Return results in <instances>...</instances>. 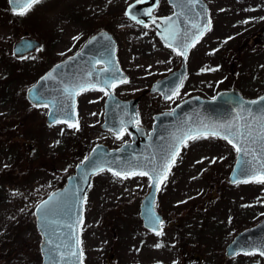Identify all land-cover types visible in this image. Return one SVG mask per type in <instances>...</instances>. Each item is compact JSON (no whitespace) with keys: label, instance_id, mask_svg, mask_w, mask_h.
Returning <instances> with one entry per match:
<instances>
[{"label":"rangeland","instance_id":"1","mask_svg":"<svg viewBox=\"0 0 264 264\" xmlns=\"http://www.w3.org/2000/svg\"><path fill=\"white\" fill-rule=\"evenodd\" d=\"M132 1L45 0L16 24L6 11L0 13V41L4 46V51L0 47V264H42L36 205L65 183L66 176L93 146L122 143L101 128L102 92L80 96L82 123L76 130L63 123L48 126L46 109L34 108L28 102L27 88L102 28L116 37L120 54L130 65L136 58L141 62L152 58L146 53L148 49H153L161 61H170L169 66L179 61L147 28L138 27L125 16ZM206 1L216 17L214 33L229 31L231 42L248 40L264 27V19H260L264 17V0ZM248 8L255 10L246 11ZM160 10H171L166 0ZM249 18L254 19L243 23ZM24 36L42 40L43 48L19 60L10 53L14 41ZM76 36L78 40L73 39ZM214 49V54H208ZM223 50L202 46L193 52L189 76L177 102L191 92L212 95L217 85L233 84L247 98L264 94V48L243 52L241 62L235 65L239 75L236 81L228 70L233 58L227 57L228 49ZM205 67L218 70L201 71ZM226 77L230 83L223 80ZM146 83L142 78L130 80L120 94L128 96L134 92L130 90L132 84ZM151 111L148 106L145 112L151 115ZM236 154L227 141L214 137L190 141L182 149L160 187L157 210L166 220L160 236L146 230L139 216L141 201L149 191L147 177L122 179L111 172L97 174L85 203L84 264H264V256L258 253L233 258L225 254L238 232L264 219V185H231L227 181ZM158 242L162 247L156 249Z\"/></svg>","mask_w":264,"mask_h":264},{"label":"water","instance_id":"2","mask_svg":"<svg viewBox=\"0 0 264 264\" xmlns=\"http://www.w3.org/2000/svg\"><path fill=\"white\" fill-rule=\"evenodd\" d=\"M181 1L185 0H169V3L173 5L175 9L174 14H180L179 19L173 14V19L176 20V22L183 19V31L185 27L191 31H195L191 29L193 23L201 26L207 24L209 15L207 6L203 0H189L191 3L189 7L178 6ZM130 5H135V7L131 9L132 15L146 24L152 19V11L158 4L157 0H144V2L139 3L136 0L130 3L126 9H128ZM11 7L13 9L12 5ZM184 9H192V11L188 13L184 11ZM149 10H151V17L146 14ZM128 17L132 19L130 16ZM159 31L160 29L157 28L158 35ZM106 37H110L111 39L108 40ZM256 37L264 43V29L257 33ZM29 41L34 47L30 50H24L21 46ZM39 46L40 42L34 39L24 38L16 44L15 53L18 56L25 55ZM116 49L117 44L112 35L102 30L98 34L92 36L79 52L56 64L29 89L40 88L42 86L47 98L49 100H55L61 97V89L65 86V82L78 81L83 83L87 81L91 84H95L97 82L95 63L97 51L98 60L107 67H111L108 64V61L111 60L112 64L118 67L119 73H122V76L119 78H127L126 74L123 73L119 67ZM57 65H61L59 70L60 75L56 76V74H54L56 77L55 79L44 80L43 78ZM90 71L92 72V76H88ZM184 74L185 65L174 75L158 81L152 88V91H156L157 89L162 90L167 87L169 88L168 94H170L171 91L175 90L179 81L181 79L183 80ZM105 75L106 74L101 73L98 69V80L104 79ZM101 86L104 85H97L98 88ZM89 88L92 87L86 89ZM29 89L27 90V98L33 104L29 95ZM80 92L81 91H79V93ZM77 96L78 94L75 95L71 101H64L65 104L70 105L69 114L72 116L73 122L78 121L76 116ZM262 97H264V95L255 100H248L242 97L237 90L224 91L214 99H205L199 96L191 97L178 104L173 111L158 115L154 130L149 136H146L141 128L128 123L130 119L137 118L136 106L138 99L120 101L113 94H110L107 100V111L102 128L117 131L121 127V121L123 120L125 122L124 126L132 133L133 142L125 144L118 149H110L104 144H98L93 147V149H98L97 153H93L92 149L86 157L96 158L97 165H102L105 170L111 167L113 170L120 171L122 169H132L136 165L147 164L148 160L146 158L152 156H155L157 162H159L160 157L165 154L175 137L180 136L189 129L200 128L202 125H236L243 129L247 123L257 130H260L261 126H264V100L261 99ZM169 113L172 114L169 115ZM46 123L50 126L51 121L49 115H47ZM257 155L258 159L264 160V157L259 156V152ZM239 158L240 156L237 154L234 166L228 176V181L231 184H236L233 183V180L237 179V161ZM249 159H251V157H249ZM84 160L85 158L82 161ZM82 161L76 166L75 172L67 178L65 185L53 191L49 196L54 193H64L66 191L70 192L75 190L76 195L78 197H83V200L79 201L73 199L66 209L61 210L56 220L58 226L55 227L54 232L48 235L42 231L40 220L35 215L37 228L41 235L39 247L42 255V264H50L52 260V257L49 255L50 247H55L57 249L53 253L55 264H83V253L80 246V230L84 218V203L93 177L99 172H95L94 167L90 164L85 167ZM104 161H107V163H104ZM94 172L95 174H93ZM85 175L88 176L87 182L82 179ZM157 193L158 191L150 188L141 202L140 217L144 227V213L148 207L149 200L153 201L151 211L156 216L160 217L164 224V218L156 210L155 206ZM49 196L38 205L47 200ZM68 225H72V228H69ZM77 240L79 243H77ZM70 249L77 252L75 257L70 255ZM260 250H264V219L258 224L239 232L226 247V256L233 257L239 253L259 252Z\"/></svg>","mask_w":264,"mask_h":264},{"label":"snow or ice","instance_id":"3","mask_svg":"<svg viewBox=\"0 0 264 264\" xmlns=\"http://www.w3.org/2000/svg\"><path fill=\"white\" fill-rule=\"evenodd\" d=\"M40 2L41 0H10V4L13 6V11L20 16H24L26 13L33 10L35 5L39 4ZM137 2H144V0H137ZM158 2L159 0H157V4ZM108 3H111V0H108ZM134 7L135 5H130L129 8L125 10V15L130 16L132 19L136 20L137 23L143 24L144 27H148V25L144 24L143 21L138 20L136 16L132 15L131 9ZM245 10L254 11L255 9L248 8ZM146 14L151 17V10H149ZM174 15L177 17V19H179L180 14ZM251 19L254 18H249L248 20L243 21V23H249ZM260 19H264V17H261ZM160 21L161 22L157 24L156 18H153V23L156 24L158 29H160L159 35L161 39L164 41L167 47L171 48L172 52H174L177 56L182 57L185 61H187L190 49L195 47V44L199 42V39L202 38L206 31L211 30L210 19L208 20L207 24L203 26L193 23L191 25V29H194L195 31H191L185 27L182 33L179 25L172 16L160 18ZM73 39L78 40L79 36L73 37ZM106 39L110 40L111 38L106 37ZM21 47L24 50H30L34 47V45L29 41L25 42ZM215 51L216 49L213 50V53L208 54H214ZM18 58L23 59L24 56L21 55ZM95 63L100 64L101 61L97 60ZM108 64L111 67L100 69L101 73L106 74L104 79L97 80L95 84H91L87 81L83 83L78 81L65 82V86L61 89V97L55 100H49L47 98L45 90H43L42 86L40 88L29 89V95L33 102V106L43 107L49 110L48 115L51 121L50 126L56 123H65L67 124L68 128H75L76 130H79L78 121L73 122L72 116L69 114L70 105L65 104V100L71 101L73 100L74 96L79 93V91L85 90L88 87L96 88L97 85H104L99 87L98 90L104 92L105 95H109L110 90L117 87L118 84L128 83L126 77L119 78L122 76V73H119L118 67L113 65L111 60L108 61ZM60 68L61 65H57L43 79H55L56 77L54 74H56V76L60 75ZM215 70L218 69L207 67L201 69V71ZM88 76H92L91 71L88 73ZM181 87H183L182 79L179 81V84L176 86L175 90L171 91L170 94L165 95V99H172L179 93V89ZM261 99L264 100V97ZM171 114L172 113H169V115ZM128 123L132 124L133 126H138L140 123L138 116L136 119H130ZM124 125L125 122L122 120L121 127L117 131L113 132V135L118 140L122 139L125 133L131 135V133L127 131V127ZM109 130L111 131V129ZM208 137H217L226 140L227 143L232 146L235 152L239 154L240 158L237 161L238 175L237 179L233 180V183H255L264 185V160L258 159L257 155L259 152V156L264 157V126H261L260 130H257L247 123L243 129L236 125H202L200 128L189 129L187 132H184L180 136L174 138V141L169 145L165 154L160 157L159 162H157L155 156H152L146 158L148 160L147 164L136 165L132 169H122L120 171H116L109 167L107 170L110 171L113 176L122 179H128L133 176L147 177L149 181V187L159 191L161 184L167 180L172 167L175 166L177 158L180 156L182 149L188 147V142ZM56 143L58 144L59 141H56ZM97 151L98 149H93V153H97ZM249 157H251V159H249ZM200 162L202 161H197V163ZM212 162H215V159H213ZM104 163H107V161H104ZM82 164H84L85 167H87L89 164L92 165L95 169V172H102L105 170L102 165H97L96 158L94 157H85V160L82 161ZM5 167H7V165H5ZM95 172L93 174H95ZM82 179L87 182L88 176L85 175L82 177ZM193 179H195V177H193ZM73 199L82 201L83 197H78L75 190L70 192L66 191L64 193H54L49 196L47 200L43 201L36 207L35 215L39 218L41 229L46 235L55 231V227L58 226L56 224V220L59 212L63 209H66ZM152 203L153 201L149 200L148 207L144 213L145 227L149 228L155 235L160 236L162 235L163 221L151 211ZM68 227L72 228V225H68ZM77 243H79L78 240ZM154 247L159 249L162 247V244L158 242ZM56 250L57 249L55 247L49 248V255L52 257L50 264H55V257L53 256V253ZM137 251H139V249H137ZM69 252L73 257L77 255L75 250L70 249ZM244 254L256 255L257 253L246 252ZM258 254L260 256H264V250H260ZM173 264H176V262H173Z\"/></svg>","mask_w":264,"mask_h":264},{"label":"flooded vegetation","instance_id":"4","mask_svg":"<svg viewBox=\"0 0 264 264\" xmlns=\"http://www.w3.org/2000/svg\"><path fill=\"white\" fill-rule=\"evenodd\" d=\"M44 1L45 0H41V2L39 4H41ZM203 1L205 2V4L208 7L209 17H210V20H211V30L210 31H206L204 33V35L202 36V38L199 39V42L195 44V47L190 49L187 61H184V59L182 57L177 56L179 58L178 59L179 61H177L173 65L169 66V65H167V62H166L165 59H163L164 61L160 60V57L157 56L156 52L153 49H151V50L148 49V51L146 53L148 55L153 56L152 58H146L145 57L143 62H141V58H136L135 62H133L130 65L123 59L122 55L120 54V46L118 45V41H117L116 37L113 35L115 40H116V42H117V52L116 53H117L118 63L120 65V69L127 74L128 82L130 80H134V79H137V78H142V79L147 80L148 83L141 84L139 86H135V85L132 84V86L130 87V90H134V92H132L128 96H122L120 94V91L122 92V90L124 88V85L127 84V83H121V84H118L117 87L111 89L110 90V94H113V95L117 96L118 98H120V99H122L124 101L138 99V103H137L136 109H137V116L139 118L140 123L136 127L141 128L145 132L146 136H149L150 133L154 130L156 118H157L158 115H160L162 113H165V112L172 111L179 103H181L182 101H184V100H186V99H188V98H190L192 96L199 95V96H202L204 98H214V97L217 96L218 93H220L222 91L234 90V89L238 90L242 94V92L239 89H237V87L234 86L233 84L229 85L228 87H220V86L217 85V87L215 89L216 91L212 95H205L202 92H200V93L191 92L190 94L185 96L181 101L177 102L176 98L179 96V93L176 96H174L172 99H170V100L169 99H165V95H167L168 92H169V88H167V87L165 89H162V90L157 89L156 91H152V88L154 87V85L158 81H160V80H162L164 78H167L168 76L174 75L177 71H179L182 68L183 65H185V74H184V78H183V87H184L185 84H186L187 77L189 76V70H190L189 69V60L191 59V56H192L194 51H198V49L201 48L202 46H204L205 48L212 47V46H219V47H222V49H224V50L228 49L227 57L228 58H233V63L231 61L232 64L229 65V69L228 70H229V72L232 73V77H233L232 79L234 81H236L238 79L239 75L235 71V65H236V63L239 64L241 62L243 52L246 49H248V48L249 49H253V47L264 48V43L263 42H261L260 40L252 38L255 34L252 35L251 37H249L248 40H246V39H242L241 40V38L238 39L236 37L238 40H236L234 42H231V40L229 39L230 38L229 31L224 30V29H220V30H216L215 33H214V24L213 23L216 22V20H215L216 17L213 16V14H212L214 12V10H213V8L211 7V5H210V3L208 1H206V0H203ZM166 2L169 5L171 10H168V11H166L167 9L165 11L160 10V5H162L163 0H159L157 8L154 9V11L152 12V19L146 24V25H148V27H144L142 24H139V23H136V22H134V23L138 27L147 28L149 30V32L151 33V35L153 37H155L156 39H158L159 42L162 43L161 46L163 48L171 50V48H169V47H167L165 45V43L163 42L161 37L158 36L156 24L153 23V18H156V23L159 24L161 22L160 18L169 17V16H172L175 13V9L169 3V0H166ZM180 5L185 6V7H189L191 5V3L189 2V0H185V1H181ZM3 11H6L9 14V16L12 18L13 21L16 20V22H15V24H16L17 22H19L17 20L18 18L24 17L25 15L29 14L32 10L29 11L28 13H26L24 16H20V15H18L17 13H15L13 11V9L11 7V4H10V0H0V13H4ZM184 11H187L188 13H190L192 11V9H184ZM2 16H0V19H1ZM182 20L183 19L177 21V24L180 27L181 33L183 32V21ZM13 21L11 23H14ZM32 31L34 32V34L38 35V33H36V30L32 29ZM99 31L97 29L94 34H98ZM107 31H109V30H107ZM22 38H32V37L24 36V37L19 38L16 41H14L10 54H12V56L14 58L19 59V60H21V58H18L15 55V45ZM34 39H37V38H34ZM37 40H39V39H37ZM39 41H41L42 46L40 48H38L36 51H39L41 48H43L42 40H39ZM225 41H227V42H225ZM85 42L83 43V45L85 44ZM83 45L76 52H78L83 47ZM161 46H160V49H161ZM0 47H2L3 48L2 50L4 51V46H2L1 41H0ZM230 49H233V50L230 51ZM36 51H34V52H36ZM76 52H74L73 54H75ZM236 52H237V54H236ZM222 53H224V52H222ZM232 53L236 54V55H231ZM73 54H71L70 56H72ZM213 57H214V55H213ZM97 60H98V51H97L96 61ZM218 60H219V63L221 64V58H218ZM138 61H139V63H138ZM46 62H47V64H49L47 58H46ZM53 66H51L50 68H52ZM106 67L107 66L104 63H102V62L100 64H96L97 80H98V69L100 70V69H103V68H106ZM50 68H48L47 70H49ZM118 76H119V74H118ZM223 80H228L229 83L231 81L230 77H226ZM194 85L195 84H192L190 89L193 90L194 89L193 88ZM183 87H181L179 89V92H180V90L183 89ZM98 89H99L98 87L90 88V89H86L82 93H80V95L78 97V103H77V114H78V118H79V123H78L79 125L82 123L81 118L79 116V112H78L80 96L82 94H85V93H88V92H95L98 95V92H102V91H99ZM102 94H103V98L100 99L99 105L101 106V108L103 110L102 114H103V121H104L107 100H108V97H109L110 94L109 95H105L104 92H102ZM146 99H148V101H147L148 103H146V105H144L145 103H143V102ZM95 104L98 105V100H97V102ZM148 106L151 108V110H152L151 112H153L151 115H148L145 112L146 108ZM59 124H62V123H59ZM63 124H65V123H63ZM102 124H103V122H102ZM102 124H101V128H102ZM108 132H110V134L115 138V136L113 135V131H108ZM128 132L131 133L130 131H128ZM214 138H217V137H214ZM217 139H220V138H217ZM119 140H122L121 141L122 143L119 144L118 146H114V147H112L110 145H108V146H110L111 148H118V147H120L123 144H126L128 142L133 141L132 133H131V135H128L127 133H125L123 135L122 139H119ZM220 140L223 141V142H226L223 139H220ZM30 150H31V147H30ZM30 150H29V153H30ZM171 171H172V169H171ZM84 232L85 231L82 228L81 245H82V249L84 248V250H86V246H85L86 244L85 243H86L87 237L84 236ZM82 242H83V244H82ZM84 250H83V252H84Z\"/></svg>","mask_w":264,"mask_h":264},{"label":"trees","instance_id":"5","mask_svg":"<svg viewBox=\"0 0 264 264\" xmlns=\"http://www.w3.org/2000/svg\"><path fill=\"white\" fill-rule=\"evenodd\" d=\"M71 172H72V171H71ZM71 172H70V173H71Z\"/></svg>","mask_w":264,"mask_h":264}]
</instances>
